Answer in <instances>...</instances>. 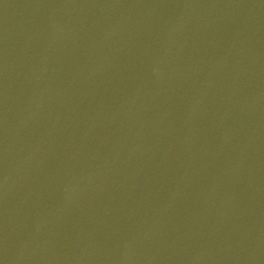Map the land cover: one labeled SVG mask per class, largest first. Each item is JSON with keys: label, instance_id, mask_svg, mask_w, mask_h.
Instances as JSON below:
<instances>
[{"label": "water", "instance_id": "95a60500", "mask_svg": "<svg viewBox=\"0 0 264 264\" xmlns=\"http://www.w3.org/2000/svg\"><path fill=\"white\" fill-rule=\"evenodd\" d=\"M0 264H264V0H0Z\"/></svg>", "mask_w": 264, "mask_h": 264}]
</instances>
